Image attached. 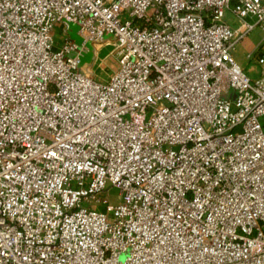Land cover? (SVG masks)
I'll return each mask as SVG.
<instances>
[{
    "label": "built area",
    "instance_id": "2783aa9c",
    "mask_svg": "<svg viewBox=\"0 0 264 264\" xmlns=\"http://www.w3.org/2000/svg\"><path fill=\"white\" fill-rule=\"evenodd\" d=\"M263 22L264 0H0V264H264V41L259 78L232 57ZM102 46L107 79L82 68Z\"/></svg>",
    "mask_w": 264,
    "mask_h": 264
},
{
    "label": "rangeland",
    "instance_id": "374dc122",
    "mask_svg": "<svg viewBox=\"0 0 264 264\" xmlns=\"http://www.w3.org/2000/svg\"><path fill=\"white\" fill-rule=\"evenodd\" d=\"M224 20L231 26V28L233 29L236 28L237 22L234 20V18L230 15L229 12L226 13ZM62 30L63 28L61 27V25L57 24L53 32L54 47L56 50H59L64 42V35ZM263 41H264V22L262 26L256 27L251 32H249L241 41H239L232 52V57L235 60L236 64L239 66V68L246 75H248L253 79L259 78L261 74L260 66L257 63L258 56L254 57L251 60H248L246 57L249 54H251L253 50L260 43H263ZM96 48L102 50L98 58L93 57V50L90 48L89 52L85 55V57L82 60V68L86 73H89L90 69L92 70L100 62L101 63L105 62L106 60L104 59L107 57L106 54L110 50V48L108 47L105 48L104 46L96 47ZM261 54H263L264 56V44ZM114 62L115 59L107 60L106 65L103 66L104 70L101 69L96 70V76L100 77L101 79L109 78V75L115 69ZM85 185L86 186L88 185V181L85 182ZM106 190H109L108 196L102 194L99 196V200L102 201L106 200L109 201L110 204H112L115 200V197L118 195V190L115 188H110L109 185H107ZM92 210L107 215L112 214L108 204L93 207Z\"/></svg>",
    "mask_w": 264,
    "mask_h": 264
},
{
    "label": "crops",
    "instance_id": "0c3cea01",
    "mask_svg": "<svg viewBox=\"0 0 264 264\" xmlns=\"http://www.w3.org/2000/svg\"><path fill=\"white\" fill-rule=\"evenodd\" d=\"M86 54H87V53H86ZM86 54H85V55H86ZM84 57H85V56H84ZM104 65H106V62H104ZM94 68H95V67H94ZM94 68H93V69H94ZM90 70H91V69H90Z\"/></svg>",
    "mask_w": 264,
    "mask_h": 264
}]
</instances>
